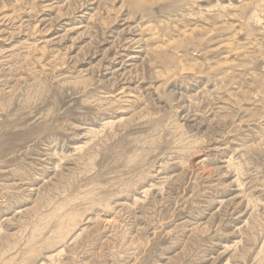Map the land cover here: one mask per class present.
<instances>
[{
    "label": "rangeland",
    "instance_id": "1",
    "mask_svg": "<svg viewBox=\"0 0 264 264\" xmlns=\"http://www.w3.org/2000/svg\"><path fill=\"white\" fill-rule=\"evenodd\" d=\"M0 264H264V0H0Z\"/></svg>",
    "mask_w": 264,
    "mask_h": 264
},
{
    "label": "bare ground",
    "instance_id": "2",
    "mask_svg": "<svg viewBox=\"0 0 264 264\" xmlns=\"http://www.w3.org/2000/svg\"><path fill=\"white\" fill-rule=\"evenodd\" d=\"M136 60V59H135Z\"/></svg>",
    "mask_w": 264,
    "mask_h": 264
}]
</instances>
